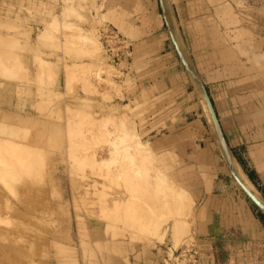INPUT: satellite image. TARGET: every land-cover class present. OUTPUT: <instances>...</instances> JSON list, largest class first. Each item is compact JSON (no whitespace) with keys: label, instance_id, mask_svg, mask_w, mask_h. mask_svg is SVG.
<instances>
[{"label":"rangeland","instance_id":"rangeland-1","mask_svg":"<svg viewBox=\"0 0 264 264\" xmlns=\"http://www.w3.org/2000/svg\"><path fill=\"white\" fill-rule=\"evenodd\" d=\"M26 2L23 0V15L31 14L33 12L31 8H33L38 15L32 13L31 18L39 27L30 47H27L29 42L27 32L23 31L20 34L19 42L23 44L20 51L29 53L33 57L32 63L36 72L35 95L38 99L34 107L41 121L31 126L29 123L22 122L21 127L14 126L9 120L0 122V264H112L109 259L104 260L102 255L104 250L99 242H94L93 232L85 229V217L103 222L105 236L113 239L115 243L119 242V246L124 245L128 240L129 243L143 248V251L151 252L156 243L165 241L166 246L174 250L178 249V252L184 246L191 245H194L198 251L201 249L203 254L198 252L196 264H264V236L257 243H244V245L242 241L245 238L238 233L223 234L219 238L205 240L196 237L197 231L191 218L195 215L201 216L203 209L200 203L206 192L210 195L215 194L218 198L223 196L224 189H215L219 180L231 185L247 199V206L261 223L264 232V213L244 194L230 175L222 155V150H227L222 129L218 124L221 138L215 127L212 129L213 122L208 121L209 118L199 96L202 116L198 125L200 133L196 141L199 144L198 163L203 162L207 150L212 152L219 163V165L210 163L209 169L212 172L208 169L205 174L206 167L204 169L203 166V175L190 174L189 165L182 164L183 174L175 176L151 147L155 160L150 166L147 155L144 153L138 155L134 149L135 141L131 130L135 129L141 140L146 142L139 128L140 124L136 121L137 116L123 118L125 111L115 110L112 105L109 108L101 107L100 110L94 111L93 100L76 98L73 105L71 103L66 106L65 120H63L62 96L55 93L54 73L62 63L61 57L57 55L58 52L63 53L64 57L70 60V65H65V73L68 76L66 90L70 95L75 92L77 86H80L85 94L91 97L100 95L104 103H110V93L113 92L118 96L123 85L130 83L129 79L124 80L123 84L121 82L125 64L113 67L107 63L99 41L98 31L106 25L107 21L101 12L108 0H28ZM224 2L230 4L229 6L235 12L243 10L245 6H254L261 2L264 14V0H224ZM3 8L9 16L13 7L5 4ZM249 11L253 14L254 10L251 8ZM218 13L221 14V10ZM259 13L257 17H262L264 22V16ZM2 27L5 29L6 36L0 35V44L4 40L11 41L5 48H0V52H6L5 55H0L1 60L3 56L7 58L0 61L3 64L10 62L11 67L1 63L3 66L0 65V78L13 80L16 71L26 73L22 66L24 62L20 56L13 55L16 43L9 32L14 31V28L9 24L7 17ZM42 32L47 33H45L46 37L42 35L44 34ZM82 34L86 38L88 36L87 40ZM179 34L189 47L188 55L192 56L188 33L179 32ZM52 58L55 60H51ZM20 80L22 84L28 82L24 78ZM211 91L215 98V90ZM217 108L221 115L218 106ZM120 114L123 115L122 120L126 119V121L119 119ZM117 125H120L119 128H116ZM126 126L127 128L129 126V133ZM124 130L127 131V135ZM128 135L132 136L133 140L128 138ZM115 141L121 142L116 143L119 150L122 146H127L128 152L114 155L117 153L116 149L118 150L114 147ZM128 155H132L130 158L135 159L130 160L132 164L129 162ZM144 160L148 163L143 164ZM146 164L153 171L147 172ZM155 164L161 168L158 169L159 166ZM62 165L68 173L64 176L63 182L66 183L64 192L58 190L63 186L61 185L62 175H54L58 168L61 171ZM156 170H159L160 175L164 171L168 178L190 195L192 201L189 202V208L184 206L186 207L184 209L181 206L182 210L181 208L177 210L174 209L177 207L173 204L162 206L159 202V200L162 201L161 194L159 195L157 191L153 192L154 188L156 190L157 178L153 177L155 178L153 182L148 181V178L151 179L155 174L156 177L158 176L157 172L155 173ZM217 170H219L218 173ZM191 186L197 189L198 199L190 193ZM151 192L159 195L158 198ZM124 199L130 200L126 202ZM153 199L156 201L154 202ZM152 200L154 203H151ZM119 201L126 203L120 204ZM118 202L120 208L116 204ZM112 203L117 207L111 208ZM219 204L214 203V207L221 210ZM147 214L153 216L155 220L148 218ZM72 217L75 219V233L69 235L65 226ZM156 219L161 222L158 223ZM149 221H157L158 224L155 222L148 224ZM142 223L145 229L140 228ZM146 224L151 228L154 225L158 228L150 230ZM142 231L146 234L144 235ZM151 231L152 234H150ZM160 240L162 241L159 242ZM206 245H208L207 248ZM206 249L210 250L208 251L210 254L205 252ZM105 251L109 252L108 249ZM111 251L119 255L125 264H130L125 252L117 249ZM174 256L168 250L164 260L160 262L150 260L149 264H193L186 256H179L178 259H174ZM133 260H138L136 254Z\"/></svg>","mask_w":264,"mask_h":264},{"label":"crops","instance_id":"crops-1","mask_svg":"<svg viewBox=\"0 0 264 264\" xmlns=\"http://www.w3.org/2000/svg\"><path fill=\"white\" fill-rule=\"evenodd\" d=\"M5 4L13 7L9 16L3 8ZM229 5L224 0H108L101 12L107 18L105 24L133 42L130 58L120 64H125L122 84L127 79L130 83L123 85L118 96L111 92L110 103H104L100 95L85 94L80 86L70 95L66 90L68 76L65 73V65L69 66L70 60L58 52L62 63L54 73L55 93L62 96L63 120L66 106L73 105L76 98L93 100L94 111L112 105L115 110L125 111L127 116H137L143 139L175 176L183 174L182 164L189 165L190 174L203 175V166L205 174L210 163L219 165L210 150L204 154L203 162L198 163L196 141L202 116L198 100L200 98L205 106L200 94L205 90L225 138L224 164L233 177L226 162L229 155L255 195L258 197L259 193L264 200V22L262 17H257L260 11L264 16L263 4L248 5L238 12ZM22 6L23 0H0V23L7 17L13 25L14 31L9 32L16 43L13 55L23 59L24 65L22 61L21 64L26 72L16 71L13 80L0 78V122L9 120L16 127L23 126L22 122L31 126L41 121L34 107L38 99L33 57L20 51L23 44L19 42L20 34L25 31L29 35L27 47L32 45L39 26L31 16L38 13L31 8V14L23 15ZM251 8L253 14L249 11ZM165 17L172 20L168 23ZM2 24L0 35L6 36ZM179 32L188 33L193 57L188 55L189 47ZM10 41L4 40L0 48H5ZM5 54L0 52V55ZM22 78L28 82L22 84ZM211 90H215V98ZM61 171L58 168L54 175H62L63 186L54 185L61 186L58 190L64 192V176L68 173L63 165ZM219 181L215 189H224L223 196L218 198L206 192L200 203L201 216L191 218L196 237L205 240L238 233L245 238L243 245L261 241L262 225L247 206V199L225 181ZM189 191L198 199L196 188L191 186ZM214 203H220L222 209H216ZM74 223L73 217L67 221L65 228L69 235L75 233ZM84 227L93 232L94 242H99L104 250V260L109 259L112 264H125L119 255L112 253L113 249L125 252L130 264L160 262L168 255V250L174 253L165 241L156 243L151 252L143 251L128 240L119 246V242L105 236V224L97 219L85 217ZM197 252L203 254L201 249ZM135 254L137 261L133 260Z\"/></svg>","mask_w":264,"mask_h":264},{"label":"bare ground","instance_id":"bare-ground-1","mask_svg":"<svg viewBox=\"0 0 264 264\" xmlns=\"http://www.w3.org/2000/svg\"><path fill=\"white\" fill-rule=\"evenodd\" d=\"M163 3H166V2H163ZM168 5V4H167ZM167 5H165L166 6V10H167ZM79 8V7H78ZM169 8V7H168ZM81 9V8H80ZM164 11V10H163ZM168 11V10H167ZM168 12H166V14H167ZM166 14H164V16H166ZM167 17V16H166ZM166 17H165V19H166ZM168 17H170L169 16V13H168ZM169 19H171V18H169ZM168 18L166 19V20H169ZM172 20V19H171ZM168 23L170 22V20L169 21H167ZM167 23V24H168ZM53 24V23H52ZM48 26V25H47ZM56 26V25H55ZM50 28V27H49ZM46 29V28H45ZM54 29H57V28H54ZM172 29V28H171ZM46 31V30H45ZM49 31V30H48ZM173 31V30H172ZM47 32V31H46ZM46 32H42V33H44V34H42V35H45V37H46ZM50 32V31H49ZM84 32V31H83ZM46 33V34H45ZM174 33V32H173ZM41 34H39V36H40ZM41 35V36H42ZM80 35V34H79ZM83 35V34H82ZM84 36V38H86L85 37V35H83ZM87 36V35H86ZM76 37V36H75ZM82 37V36H81ZM90 37V36H89ZM80 38V37H79ZM83 38V39H84ZM87 38H88V36H87ZM87 38H86V40H87ZM90 39V38H89ZM93 39V38H92ZM85 40V39H84ZM91 40V39H90ZM89 40V41H90ZM92 41H94V40H92ZM83 42H85V41H83ZM95 43V42H94ZM93 43V44H94ZM85 44H87V43H85ZM92 47V46H91ZM95 47V46H94ZM93 47V48H94ZM15 55V54H14ZM3 59H7V58H4V56L2 57V60ZM185 59V58H184ZM0 60H1V58H0ZM1 60V61H2ZM0 61V65H2L3 63ZM2 63V64H1ZM8 62H6V64H7ZM14 63V62H13ZM5 63L3 64L4 66H10L11 65V63L9 62V64H7L6 65ZM2 65V66H3ZM11 67V66H10ZM13 67V66H12ZM1 68H3V67H1ZM24 68V67H23ZM3 69H5V68H3ZM7 69V68H6ZM12 69V68H11ZM18 69V68H17ZM16 69V70H17ZM111 70V69H110ZM2 71H4V70H2ZM5 71H7V70H5ZM8 71H9V69H8ZM11 71V70H10ZM113 71V70H112ZM115 85V84H114ZM113 87V86H112ZM200 94H201V98H202V100L204 101V103H205V106H204V108H205V111H206V113H207V116H208V118H209V122L210 123H212V119H211V116H210V113H209V110H208V107H207V104H206V101H205V98H204V96H203V93H201L200 92ZM121 115V114H120ZM122 116L123 115H121V117H119V119L121 118V120L124 118V117H127V115L125 114L124 116H123V118H122ZM2 118V117H1ZM89 118V117H88ZM108 118V117H107ZM113 119V118H112ZM118 119V121H120ZM129 119V118H128ZM12 120V119H11ZM105 120V119H104ZM122 121H126V119L125 120H122ZM129 121V120H128ZM76 123H77V121H76ZM119 123H121V122H119ZM124 123V122H123ZM132 123V122H131ZM125 124V123H124ZM123 124V127L125 126ZM126 124H129V123H126ZM134 124V123H133ZM6 125V124H5ZM130 125H132V124H130ZM13 126V125H12ZM118 126V125H117ZM120 126V125H119ZM119 126L118 127H116V128H119ZM134 126V125H133ZM212 127V129L214 128V126L212 125L211 126ZM121 128V127H120ZM125 128V127H124ZM123 128V129H124ZM126 128H127V126H126ZM128 128H129V126H128ZM128 128L126 129L127 131H128ZM131 128V127H130ZM115 129V128H114ZM118 130V129H117ZM121 130V129H120ZM126 130H124L125 131V135H127L126 133H127V131ZM131 130V129H130ZM124 131H123V133H124ZM131 131H133V132H131ZM130 132L131 133H133V139H134V149H136V153H138V155H141V154H145V155H147V158L149 159V163L148 162H146V160H144V162H142L143 164H145V162L146 163H148V164H150V166H152V162H153V160H155V157H154V155H153V153H152V151H151V149H150V145H149V143L148 142H143L142 140H141V138H140V135H139V133L138 132H136V130L134 129V130H131ZM214 132V131H213ZM128 133H129V131H128ZM121 136H123V135H121ZM130 135H128L127 137L128 138H130L131 140H133L131 137L132 136H130ZM118 139H119V136L117 137ZM115 139V138H114ZM117 139V140H118ZM120 139H122L123 140V138H120ZM127 139V138H126ZM125 140V139H124ZM117 142H119V144L121 143L120 141H115V146L114 147H116V148H118V150L116 149V151H117V153L116 154H114V155H119V154H121L122 155V153L124 154V152H128V147L126 146V147H121V150H119V147L116 145V143ZM14 144V143H13ZM129 145V144H128ZM130 145H131V142H130ZM7 147V146H6ZM130 148H132V147H130ZM220 148V147H219ZM115 149V148H114ZM127 150V151H126ZM138 151V152H137ZM134 152V151H133ZM136 153H134V154H136ZM128 154V153H127ZM131 154V153H130ZM105 155V154H104ZM112 155H113V153H112ZM120 155V156H121ZM137 155V154H136ZM135 155V156H136ZM138 155H137V157H138ZM119 156V157H120ZM123 156H125V155H123ZM129 156V155H128ZM128 156H126L127 158H128ZM132 156V155H131ZM131 156H129V162L131 163V161L130 160H135V159H131L130 157ZM114 157V156H113ZM142 157H143V155H142ZM142 157H140V158H142ZM145 158V157H144ZM124 159H126V158H124ZM137 160V159H136ZM140 160H142L143 161V158L142 159H140ZM139 160V161H140ZM139 161H138V163H139ZM157 161H155V163H156ZM226 162H227V164H228V166H229V169H231L232 170V175H233V177H234V179H235V181L237 182V184L239 185V187L244 191V192H246L247 194H249V196H251L252 198H254L257 202H258V204L261 206V207H263V211H264V200L259 196V194H258V197L255 195V193L252 191V189L250 188V185L245 181V179L242 177V175L243 174H241V171L239 170V168H238V166H236V162H234V160L228 155L227 157H226ZM140 163H141V161H140ZM154 163V162H153ZM158 163V162H157ZM132 164V163H131ZM148 164H146V166L148 165ZM136 165V164H135ZM141 165V164H140ZM139 165V166H140ZM154 165V164H153ZM156 165V164H155ZM158 165V164H157ZM156 165V166H157ZM132 166V165H131ZM134 166V165H133ZM145 166V165H144ZM146 166H145V169H146V171L147 172H149L150 173V171H153V169L152 168H150V166L148 165L147 166V168H146ZM159 166V165H158ZM154 168H157V167H155L154 166ZM161 167L159 166L158 167V169H160ZM144 169V170H145ZM155 170V169H154ZM230 170V171H231ZM159 171V170H158ZM157 170L155 171V173L157 172V177H156V174H155V176H152V178L151 179H149L148 178V176H147V178H148V181L149 180H151V182H153V180L155 179V178H157V181H158V183H156V190H155V188H154V190H153V192H155V191H157L158 192V194L160 195L161 194V196H160V199H162V201H160L159 200V202H161L162 203V206H163V204H165V207L166 206H168V204H169V206H170V204L172 205L173 204V206H176L177 208H174V209H177V210H179L180 208H181V206H183V208H184V206H188L189 205V202H191L192 200H191V197H190V195L184 190V189H182V188H180L172 179H170V178H168L165 174H164V171H163V173L161 172V175L160 174H158L159 172H158ZM162 171V170H161ZM152 173V172H151ZM147 174H145V176H146ZM153 175V174H152ZM245 176V175H244ZM153 177H155L154 179H153ZM248 180V179H247ZM147 182V181H146ZM150 183V182H149ZM148 185V184H147ZM158 185V186H157ZM148 187V186H147ZM146 190V189H145ZM150 190V189H149ZM152 191V190H151ZM153 192H151V193H153ZM153 195H156L155 197H157V196H159V195H157V194H154L153 193ZM151 196V195H150ZM162 197V198H161ZM130 198V197H129ZM158 198V197H157ZM125 200V199H124ZM127 200V199H126ZM125 200V201H126ZM130 199H128L127 201H129ZM154 200V202L156 201L155 199H153ZM153 200H152V202L151 203H154L153 202ZM124 201V202H125ZM126 201V202H127ZM120 202V204H121V202L122 201H119ZM119 202L118 203H116L117 205H119V208H120V204H119ZM124 202H122V203H124ZM125 202V203H126ZM129 203V202H128ZM116 204H113L112 203V205L113 206H111V208L112 207H117V206H114V205H116ZM158 204V203H157ZM156 204V205H157ZM124 205V204H123ZM127 205V204H126ZM128 206V205H127ZM126 207V206H125ZM155 207H157V206H155ZM160 207V206H159ZM185 207V208H186ZM110 208V209H111ZM114 208V209H115ZM124 208V207H123ZM154 208V207H153ZM167 208H169V207H167ZM173 208V207H172ZM184 208V209H185ZM188 208H189V206H188ZM110 209H108L109 211H110ZM113 209V210H114ZM159 209V208H158ZM117 210H119L118 208H117ZM164 210V209H163ZM181 210H182V208H181ZM108 211V212H109ZM124 211V210H123ZM165 211H166V209H165ZM111 212V211H110ZM109 212V213H110ZM160 212V211H159ZM153 213H155V212H153ZM157 215H158V213H157ZM171 215V214H170ZM147 216H149L148 214H147ZM153 217V216H152ZM151 216H149L148 218H152ZM147 219V218H146ZM145 219V220H146ZM153 219V218H152ZM152 219H150V220H152ZM148 220V219H147ZM153 220H155V218L153 219ZM157 221H158V223H159V221L161 222V220H159V219H156ZM156 221V222H157ZM147 222V221H146ZM145 222V223H146ZM150 222L152 223V222H155V221H149V223L148 224H150ZM155 222V223H156ZM163 222H164V220H163ZM177 222V221H176ZM155 223H153V224H155ZM158 223H156V224H158ZM148 224H146L147 226H149V229L151 230V229H154L155 228V225H154V227L153 228H151L150 227V225H148ZM153 224H151V226L153 225ZM174 224H175V221H174ZM139 225V224H138ZM160 225V224H159ZM158 225V226H159ZM161 226V225H160ZM175 226V225H174ZM177 226H178V224H177ZM176 226V227H177ZM135 227H137V226H135ZM140 227V226H139ZM144 227H146L145 226V224H144ZM140 228H143V223H142V227H140ZM147 228V227H146ZM158 228V227H157ZM157 228H155V229H157ZM143 229H145V228H143ZM159 229H161V228H159ZM159 229L157 230V231H159ZM179 229V228H178ZM147 230V229H146ZM162 230V229H161ZM145 231V230H144ZM149 231V230H148ZM148 231H147V235H148ZM155 231V230H154ZM153 231V233H158V232H154ZM165 231V230H164ZM139 232H140V229H139ZM146 232V231H145ZM145 232H143L142 231V233H144V235L146 234ZM161 232V231H160ZM173 232V231H172ZM177 232V231H176ZM176 232H174V233H176ZM165 233V232H164ZM139 234V233H138ZM150 234H152V231H151V233ZM153 235H155V234H153ZM158 235H160L161 236V234H158ZM175 235V234H174ZM160 236L158 237V238H160ZM148 237V236H147ZM166 237V236H165ZM162 239V238H161ZM162 240H160L159 242H161Z\"/></svg>","mask_w":264,"mask_h":264},{"label":"built area","instance_id":"built-area-1","mask_svg":"<svg viewBox=\"0 0 264 264\" xmlns=\"http://www.w3.org/2000/svg\"><path fill=\"white\" fill-rule=\"evenodd\" d=\"M99 41L102 47L103 56L107 63L113 67H118L122 61L130 58L132 45L123 37L113 26L105 25L98 31ZM179 253V254H178ZM176 254V255H175ZM174 259H178L179 256H186L191 259L190 263L196 264L198 261V252L196 249L188 246L174 250L172 253Z\"/></svg>","mask_w":264,"mask_h":264},{"label":"water","instance_id":"water-1","mask_svg":"<svg viewBox=\"0 0 264 264\" xmlns=\"http://www.w3.org/2000/svg\"><path fill=\"white\" fill-rule=\"evenodd\" d=\"M202 91H203V96L205 98V101H206V104H207V107H208V110H209L213 125H214L217 133L219 134V137L222 138V134L220 132V129H219V126H218V121H217V118H216V114H215V112L213 110L212 104H211V102L209 100V97H208L207 93L205 92V90H202ZM245 194L263 211V207H261L254 198L249 196V194H247L246 192H245Z\"/></svg>","mask_w":264,"mask_h":264}]
</instances>
